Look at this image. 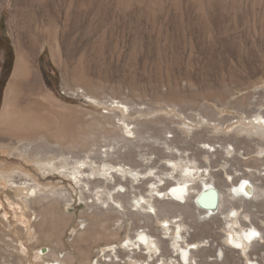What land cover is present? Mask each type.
<instances>
[{
    "label": "rangeland",
    "instance_id": "374dc122",
    "mask_svg": "<svg viewBox=\"0 0 264 264\" xmlns=\"http://www.w3.org/2000/svg\"><path fill=\"white\" fill-rule=\"evenodd\" d=\"M2 33L0 112L17 53H22L34 64L44 88L71 107L78 119L79 127L74 132L77 144L62 143L63 151H71L78 160L85 159L91 148L118 141L113 124L94 120L100 113L116 111L121 115L123 108L108 105L111 99H126L144 109L125 116L132 121L146 120L142 131L150 140L161 131L160 117L179 116L186 121L184 115L205 118L213 113L218 120H224L225 126L243 117L242 110L251 99L264 101V0H0V37ZM9 46L13 60L6 74L3 64ZM89 94L95 99L87 100L85 96ZM172 125L188 134L186 124ZM231 127L222 129L225 135L231 134ZM242 134L245 133H239ZM3 142L9 148L0 143V171L14 176L15 183H39L43 195L51 190H66L69 197L23 202L26 190L13 189L0 174V264H50L52 259L63 260L68 255L70 264H94L106 244L118 241V254L125 259V239L130 236L135 242L137 229L142 226L157 241L158 257L160 252L162 258H176L179 251H174L172 243L177 241L178 247L191 253L188 264H251V260L264 264V184L255 200H241L237 194L242 193L233 195L230 186L232 177L249 166L232 168L233 175H227L223 166L234 167L233 164L224 165L222 159L213 163V169L221 168L218 172L227 180L219 183L227 206L215 218L195 215L189 198L180 200L177 210L161 207L165 205L161 202L163 194L170 193L173 183L161 190L154 208L135 209L134 199L130 200L128 209L140 213L136 221L130 214L105 220L106 214H115L114 210H92L87 205L88 198L81 197L70 178L57 171L43 173L36 161L47 159L16 154L18 147L29 141L8 136ZM48 142L53 146L58 140L50 137ZM44 145L38 142L36 149ZM263 154L256 151L250 155ZM144 156L142 151L135 158L144 161ZM146 156L156 158L153 154ZM50 158L53 157L48 153ZM198 158L207 163L204 155ZM166 163L167 158H156L152 171H159L160 165ZM261 169L264 166L253 170L258 174ZM138 190L146 199L154 193L149 182ZM227 207L238 208L237 213L229 216ZM92 211L102 216L93 221ZM226 217L233 218L235 226L244 231L258 229L261 237L255 238L249 255L230 246L227 235L231 226ZM118 219L123 227L116 231ZM83 223L89 229L88 235L81 234ZM167 223L171 225L169 233H165ZM111 231L118 236L110 237ZM141 248L135 258L144 260L149 246Z\"/></svg>",
    "mask_w": 264,
    "mask_h": 264
},
{
    "label": "bare ground",
    "instance_id": "6f19581e",
    "mask_svg": "<svg viewBox=\"0 0 264 264\" xmlns=\"http://www.w3.org/2000/svg\"><path fill=\"white\" fill-rule=\"evenodd\" d=\"M33 65L27 56L17 53L11 76L5 88L0 112V143L3 144L2 146L7 145L3 140L8 136L17 141L20 140V142L21 140L29 141L21 144L16 154L27 157L32 155L38 159H47V161L43 162L36 161L38 168L43 173L57 171L60 175L70 178L79 188L81 197L88 198L86 199L87 205L92 207V210H99L100 208L114 210L115 214H106L105 220H110L115 215L124 217V215L130 214L136 221V215L140 216V213L134 212L138 210L128 209V206L132 205L130 200L134 199L135 203L133 206H135V209H141L145 206L154 208L157 201L160 200L157 197L160 196L161 190L173 183L174 185L169 187L170 193L166 192L163 194L161 202L165 205L161 207L165 206L166 208L167 206L169 210H177L179 209L180 200L185 201L189 198L191 203H194L193 207L195 209L193 213L195 215L202 214L208 219L217 217L218 214L224 212L221 211L222 207L227 206L224 204L223 191L219 185V183L224 184L225 181L227 183V180L221 178L218 172L221 168L218 171L213 169V163L221 159L224 160V165L229 162L235 167L222 165V169L227 175H233L232 168L241 170L239 168L241 165L249 166L248 170L242 169L241 174L232 177L230 186L233 189V195L242 193L237 194L241 197V200L254 199L260 195V187L264 183L258 184L255 181L264 182V169H261L258 174L253 169L258 170L261 165L264 166V156L258 157L250 154L256 151L261 155L264 153L263 100L260 101L258 98L251 99L247 104L248 108L244 107L242 110L243 117L230 121L225 126L223 125L224 120H218L213 113L206 115L205 118L199 114H193L190 117L184 115V118H187L186 121L181 120L179 116H170L169 118L159 116L163 126L159 134L156 137L153 136V140H150L148 139L150 136L146 137L142 131L146 120L135 119L132 121L125 116L135 112H144V109L126 99H111L108 100L109 102L107 101L108 105L123 108V110L121 109V115L116 111L108 114L100 113L95 116L94 120L100 124H113L116 128L114 138L118 141L113 144L100 146L98 149L91 148L85 159L78 160L75 159L71 151H63L62 149V143L77 144L78 136L74 132H76L77 126L79 127L78 119L71 107L59 102L44 88ZM85 97L89 101L95 99L90 94ZM173 123L186 124L185 132L188 134H184V131L173 126ZM230 124L232 132L229 135H225L222 129ZM200 126L204 131L200 130ZM212 131L215 133H212ZM166 133L170 134L166 135ZM190 133L197 134L194 136L190 135ZM239 133L245 134L239 135ZM50 137L58 140L53 146L48 142ZM38 142L39 144L44 142V147L38 146V149H36V143ZM200 142L203 145H199ZM7 148H9V145H7ZM142 151L143 155H145L144 161H139L135 158V155ZM48 153L53 157L50 160H48ZM59 154H63V156L58 160H54ZM147 154L150 156L153 154L156 158H167L168 163L160 165V170L153 172L152 166H154L156 158L147 157ZM201 155L207 158V163L199 160L198 157ZM193 162L198 163L192 164ZM147 168L149 169L148 172H146ZM0 174L6 178L13 189L17 191L26 190L23 202L40 203L46 197L56 198L58 196L64 199L69 197V192L66 190H51L43 195L41 193L42 187L37 182L23 181L22 183H15L14 176L3 171H0ZM161 174L165 175L161 176ZM215 178H219V180ZM148 182L150 183L151 191H154V193L152 192L146 199L140 194L141 190H138V188H143ZM209 187L217 190L215 210L200 207L195 202V197L201 189ZM137 194H140V196L138 197ZM33 196L38 198L35 200ZM226 209L230 213H237L236 209ZM186 211L189 210L186 209ZM92 213L93 211L90 213V218L93 221L102 216L98 215V213ZM232 219L227 220L226 217V221L231 226V233L227 235L230 238L229 240L240 247L244 246V248H247L249 245L251 246L255 238H257L258 229L251 227L244 231L235 226ZM235 221L236 224L241 226L242 223L239 219ZM120 222V219H118L114 227L115 230L123 227ZM175 223L178 222L175 221ZM168 224L165 226V233H169L171 225ZM85 225L80 227L81 234L88 235L89 229L88 227L85 228ZM142 227L140 228L141 230L137 229L138 238L135 239V242L133 237L130 236L125 239L127 246L124 249L128 250L126 253L128 255L125 259L118 254L121 251L119 241L111 242L98 252L99 257L94 264H157V262L166 264L167 261L174 264L176 260L178 264L183 262L188 264V260L191 259V253L189 249L178 247L177 241L172 243L174 251H179L176 258H162L160 252H158V257L155 254L159 251L157 241L154 240L152 234L145 226ZM109 235L113 238L118 236L116 232L112 231ZM141 246H149V248H146L149 255L144 260L135 258L141 253ZM69 259V255L67 258L61 259L62 261L57 257L52 259L50 264H70ZM251 264L259 263L251 260Z\"/></svg>",
    "mask_w": 264,
    "mask_h": 264
},
{
    "label": "water",
    "instance_id": "95a60500",
    "mask_svg": "<svg viewBox=\"0 0 264 264\" xmlns=\"http://www.w3.org/2000/svg\"><path fill=\"white\" fill-rule=\"evenodd\" d=\"M195 202L200 207L215 210L217 204V190L213 187L201 189L195 197ZM258 235L257 233L256 236Z\"/></svg>",
    "mask_w": 264,
    "mask_h": 264
},
{
    "label": "built area",
    "instance_id": "2783aa9c",
    "mask_svg": "<svg viewBox=\"0 0 264 264\" xmlns=\"http://www.w3.org/2000/svg\"><path fill=\"white\" fill-rule=\"evenodd\" d=\"M185 237H186V239H187V237H188V233L186 232V234H185ZM256 237H258V236H256ZM259 238L260 237H258L257 238V240H259ZM206 241V240H205ZM207 241H209V240H207ZM206 241V242H207ZM250 241V240H249ZM256 241V240H255ZM255 241H254V243H255ZM209 242H211V241H209ZM208 243V242H207ZM250 243V242H249ZM214 244H215V242H214ZM230 246H232L234 249H236V250H239L240 252H245V254L246 255H249V251H250V245L247 247V248H244V246L243 247H240V246H237L236 244H234L232 241L230 242ZM216 245V244H215ZM252 245L253 244H251V247H252ZM193 262H191V264H192ZM157 264H159V262H157ZM175 264H178L177 262H175ZM182 264H185L184 262L182 263ZM247 264H249V262L247 263Z\"/></svg>",
    "mask_w": 264,
    "mask_h": 264
},
{
    "label": "trees",
    "instance_id": "16d2710c",
    "mask_svg": "<svg viewBox=\"0 0 264 264\" xmlns=\"http://www.w3.org/2000/svg\"><path fill=\"white\" fill-rule=\"evenodd\" d=\"M2 36L0 37V39H2L4 36H3V33L1 34ZM12 52L10 50V46L7 48V59L6 61L4 62L3 64V69L6 71V74L10 71L11 69V66H12ZM45 78H46V74H45Z\"/></svg>",
    "mask_w": 264,
    "mask_h": 264
},
{
    "label": "crops",
    "instance_id": "0c3cea01",
    "mask_svg": "<svg viewBox=\"0 0 264 264\" xmlns=\"http://www.w3.org/2000/svg\"><path fill=\"white\" fill-rule=\"evenodd\" d=\"M233 206H234V205H233ZM227 208L229 209V207H227ZM234 209H238V208H235V207H234ZM226 210H227V209H226ZM226 210H225V212H226ZM227 214L230 216V212H228ZM229 216H228V217H229ZM248 227H249V226H248Z\"/></svg>",
    "mask_w": 264,
    "mask_h": 264
}]
</instances>
